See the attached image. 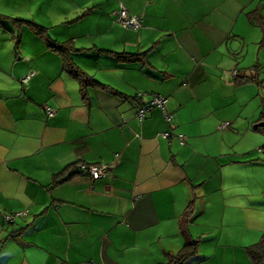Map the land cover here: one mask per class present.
Segmentation results:
<instances>
[{
  "label": "crops",
  "instance_id": "0c3cea01",
  "mask_svg": "<svg viewBox=\"0 0 264 264\" xmlns=\"http://www.w3.org/2000/svg\"><path fill=\"white\" fill-rule=\"evenodd\" d=\"M43 6L54 5L0 14V264L164 263L183 245L191 201L199 242L185 264H251L245 248L264 232V45L248 15L264 16V0ZM121 6L139 28L119 23ZM14 19L71 41L75 65L108 88L83 98L44 38ZM123 52L141 56H113ZM154 94L171 120L159 107L137 116ZM79 162L113 166L90 181Z\"/></svg>",
  "mask_w": 264,
  "mask_h": 264
},
{
  "label": "trees",
  "instance_id": "16d2710c",
  "mask_svg": "<svg viewBox=\"0 0 264 264\" xmlns=\"http://www.w3.org/2000/svg\"><path fill=\"white\" fill-rule=\"evenodd\" d=\"M248 18L251 23L256 24L260 28L262 33V39L260 44L264 45V16L259 15L257 13H250L248 15ZM4 20L5 18L0 17V26L5 25ZM14 21L23 22L29 25L32 30H34L37 34L41 35V37L44 38L46 46L60 57L62 61L63 69L66 72L70 73L78 81L80 86V92L83 98H86V88L88 86H98L103 89L108 88L107 85L98 82L95 78L86 74L83 70H81L79 67L75 65V63L72 61L71 53L76 49L74 48L71 41L58 42L49 38V36L46 34V28L30 20L14 19ZM113 56H115V58L119 61L130 62V61L139 60L141 55L123 52V53H113ZM263 70L264 68L258 69L257 72L260 71V75H261V72ZM251 80L254 81L255 79H251ZM256 128L264 132V126L261 127L260 125H256ZM54 180L57 183L64 181V180L58 181L56 180V177ZM193 213H194V204L193 201H191L189 202L183 213L182 218L184 219L180 225L179 233L184 241L181 249L174 254H170L166 262L159 264H185V262L189 258L197 255L199 241L198 239L192 238L187 230V224L193 218L192 217ZM14 217L15 216L13 215L12 219ZM245 251L251 264H264V232L261 234L260 238L255 243L248 245L245 248Z\"/></svg>",
  "mask_w": 264,
  "mask_h": 264
},
{
  "label": "built area",
  "instance_id": "2783aa9c",
  "mask_svg": "<svg viewBox=\"0 0 264 264\" xmlns=\"http://www.w3.org/2000/svg\"><path fill=\"white\" fill-rule=\"evenodd\" d=\"M116 15L118 17L119 23L122 24L124 27L137 29L141 25L142 17L140 15H136V14H129L127 9L124 6L120 7V9L116 13ZM233 75L234 76L236 75V71L233 72ZM261 77L264 78V70L261 72ZM27 78L28 77H26L24 80H26ZM164 102H165V98L162 97L161 95H158V94L152 95L148 104H146L145 106L138 109L137 116L141 120V119H143L146 111L152 109L153 107H159L163 110V112L165 114V118L167 120H171L172 115L167 113L164 110ZM46 114H47V116L50 117L54 114V110L49 108L46 110ZM227 125H228V123H223V124H221L220 128H225ZM170 136L171 135L168 132H165L162 134L163 138H169ZM178 138L182 142L184 136L182 134H179ZM112 166L113 165L103 164V163H101V164H86L83 162L77 163L78 171L87 175L89 177L90 181H94V180L105 177L109 173ZM23 214H24V212H18L14 216H21ZM12 216L13 215H7L5 218L7 220H11Z\"/></svg>",
  "mask_w": 264,
  "mask_h": 264
},
{
  "label": "rangeland",
  "instance_id": "374dc122",
  "mask_svg": "<svg viewBox=\"0 0 264 264\" xmlns=\"http://www.w3.org/2000/svg\"><path fill=\"white\" fill-rule=\"evenodd\" d=\"M41 2L42 0H0V14L13 18L29 19L31 16L39 14L38 9ZM49 2L54 6H43L48 13L63 7V0H49ZM9 23L10 20L7 21V24Z\"/></svg>",
  "mask_w": 264,
  "mask_h": 264
}]
</instances>
